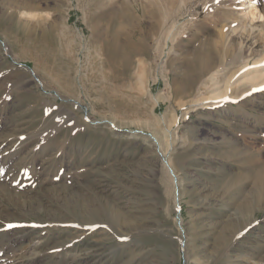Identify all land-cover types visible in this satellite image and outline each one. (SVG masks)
Wrapping results in <instances>:
<instances>
[{"label": "rangeland", "instance_id": "374dc122", "mask_svg": "<svg viewBox=\"0 0 264 264\" xmlns=\"http://www.w3.org/2000/svg\"><path fill=\"white\" fill-rule=\"evenodd\" d=\"M12 1L0 0V264L256 261L264 88L234 86L264 61V31L250 36L264 0H29L34 17ZM121 226L137 234L124 242Z\"/></svg>", "mask_w": 264, "mask_h": 264}, {"label": "bare ground", "instance_id": "6f19581e", "mask_svg": "<svg viewBox=\"0 0 264 264\" xmlns=\"http://www.w3.org/2000/svg\"><path fill=\"white\" fill-rule=\"evenodd\" d=\"M15 3H14V2ZM12 2H13V4H16V7H15V11H16V13H18V14H20L21 16H23V17H34L35 16V14H33V13H30L29 12V10H30V7H29V0H13ZM48 1V0H47ZM246 2L248 1V0H245ZM34 3V2H33ZM12 5V4H11ZM255 10H257V7H255V6H251L250 7V12H249V15H248V17H250V18H252L251 20L254 22L255 21V18H262L263 17V15H262V13H255ZM256 22V21H255ZM263 31L264 30H262V28H261V26H254L253 28H252V32H251V34H250V36H252V35H255V36H257V35H259V33L260 34H263ZM119 45H120V41H119V37H118V35L117 34H114V36H113V42H112V46H113V52L116 54V52H117V48L119 47ZM251 51H252V48L250 47V49H248V58H250V55H251ZM111 53V56H115V55H113V53L112 52H110ZM46 56V55H45ZM45 56H43L44 57V59L45 58H47V57H45ZM251 57H252V55H251ZM253 59V58H252ZM254 63L251 65L250 63L251 62H246L245 64H243L242 65V69H245V70H247V72H246V74L242 77L243 79L239 82V84L237 85L236 84V86H234L235 87V89H237V88H239V87H243L244 85H246V86H248L249 87V90L247 91V92H254V91H259L260 89H262V88H264V61H253ZM210 64H211V62H210V58L209 57H204V59L201 61V67H200V74H202V75H205V71H207V69L210 67ZM110 66H111V64H110ZM113 68H114V71L115 70H118V68L115 66V65H113L112 66ZM187 67V66H186ZM43 68V67H42ZM40 70V69H39ZM187 70V69H186ZM240 70H241V68H240ZM244 70V71H245ZM243 72V71H242ZM223 74V73H222ZM185 76H186V74H185ZM116 80L117 79H119V74H115L114 76H113ZM190 82V81H189ZM188 82V80H187V77L185 78V80H184V83L182 84V87H181V90L182 91H185V92H187V88L191 85V84H193V82H192V80H191V84ZM220 86V85H219ZM232 86V85H231ZM234 87H232L231 89L233 90V88ZM247 87V88H248ZM180 88V87H179ZM227 88V87H226ZM228 89V88H227ZM226 89V90H227ZM230 89V90H231ZM68 92V91H67ZM181 92V91H180ZM226 92V91H225ZM229 92V91H228ZM231 92V91H230ZM242 94V93H241ZM235 95H236V93H235ZM244 95H245V93H244ZM229 96V95H228ZM241 96H243V95H241ZM238 97V96H237ZM229 98V97H228ZM234 98H236V96L235 97H233V96H231L229 99H234ZM240 98H242V97H240ZM200 104H205L204 105V109H211V108H215L217 105L215 104V101H212V100H207V101H203V102H200ZM221 105V104H220ZM261 173V172H260ZM255 178V177H254ZM254 184H255V191L257 192V195L255 196V198H254V200H257L258 202L259 201H261V200H263L264 199V176L263 175H261V174H258L257 175V179H256V182H255V180H254ZM254 189V188H253ZM176 208H177V204H176ZM119 212V211H118ZM122 214V213H121ZM248 222V221H247ZM251 222V221H250ZM247 223V227H249V228H251L252 226H254V224L253 223ZM136 223V222H135ZM128 226H130V227H132L131 225H133V223H132V221H127V223H126ZM135 226V225H134ZM246 226V225H245ZM91 227H93V226H91ZM95 227H97V226H95ZM94 228V227H93ZM125 226H121L120 227V231H118V233H117V235H119L120 237H122V240H124V242L126 241H129V238H131L130 237V235H136L137 233L136 232H132L133 230H125ZM248 229V228H247ZM139 232H141V231H139ZM139 232H138V234H139ZM240 234H242V233H240ZM239 234V235H240ZM116 235V234H115ZM238 235V234H237ZM126 237V238H125ZM188 237H187V235L186 234H183L182 236H180V244H182L183 245V247H184V256H185V258H186V263L188 262L187 261V255H188V253H187V248H188V240L189 239H187ZM233 238V237H232ZM240 239V238H239ZM41 244V243H40ZM229 245V244H228ZM227 245V246H228ZM225 248H226V246H225ZM230 254H232V253H230ZM34 255V254H33ZM32 255V256H33ZM89 255V254H88ZM229 256V255H228ZM232 256V255H231ZM235 256V255H234ZM236 257V256H235ZM79 258V257H78ZM238 258V257H237ZM237 258H235V260H233V259H230V258H228V257H225V255H223L222 256V258H220V261H221V263L223 262V263H228V261L229 262H231L230 264H238L237 263V261L238 260H240V261H242V262H244V263H241V264H245L246 262L245 261H243V258H242V260L241 259H237ZM246 259V258H245ZM247 259L249 260V261H252L251 263L252 264H264V252H263V254H260L259 255V257L256 259V261H253L252 259V257H247ZM197 264H209V263H205V262H203V261H201L199 258L198 259H195L194 260ZM239 262V261H238ZM194 263V262H193ZM219 263V262H218ZM188 264V263H187ZM195 264V263H194ZM217 264V263H216Z\"/></svg>", "mask_w": 264, "mask_h": 264}]
</instances>
